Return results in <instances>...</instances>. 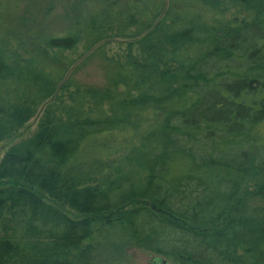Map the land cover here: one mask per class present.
<instances>
[{"label": "trees", "instance_id": "16d2710c", "mask_svg": "<svg viewBox=\"0 0 264 264\" xmlns=\"http://www.w3.org/2000/svg\"><path fill=\"white\" fill-rule=\"evenodd\" d=\"M2 143L0 264H264V0H0Z\"/></svg>", "mask_w": 264, "mask_h": 264}, {"label": "rangeland", "instance_id": "374dc122", "mask_svg": "<svg viewBox=\"0 0 264 264\" xmlns=\"http://www.w3.org/2000/svg\"><path fill=\"white\" fill-rule=\"evenodd\" d=\"M232 12H230L228 15H231ZM153 38V37H152ZM129 42V41H128ZM128 42L125 40H111L109 43L106 44V52L108 56L116 55L119 58L124 57L126 55L127 50L129 49ZM131 50L138 54L137 46L133 45L131 47ZM89 53H84L81 49L77 51V54L74 57L75 59V65H74V73L72 74V77L77 79L79 82L85 83L86 85L91 86H101L104 83V70L100 66L99 61L87 60V56ZM123 60V59H122ZM38 121H39V114L34 117L32 120H30L27 124L22 126L18 131H16L14 140L12 142H17L22 139H27L31 137L38 128ZM10 143H2L0 144V159L2 158L3 154L6 152L8 145ZM115 158L110 159L109 161H106L103 163V165L97 169L98 172L100 171H106L108 172V169L110 168L112 161H114ZM104 172V173H106ZM109 175V174H108ZM250 191H253V188L250 189ZM45 201L59 209H61L63 212H65L69 217L71 218H79L78 215H76L74 212L69 210L67 207L63 206L60 202L49 199L48 197L45 198ZM141 205L140 202L133 203V206ZM239 206V205H238ZM131 207V206H130ZM240 207V206H239ZM241 209V208H240ZM124 235L121 232H112L110 235L106 238H102L103 240H107L109 242H116L115 245L116 251H120V254L127 260V262L131 264H154L153 259L156 256L150 255L146 252H143L141 250L129 247V246H122V243H124ZM104 237V235H103Z\"/></svg>", "mask_w": 264, "mask_h": 264}, {"label": "water", "instance_id": "95a60500", "mask_svg": "<svg viewBox=\"0 0 264 264\" xmlns=\"http://www.w3.org/2000/svg\"><path fill=\"white\" fill-rule=\"evenodd\" d=\"M153 262H154V264H168L166 261H164L161 258H154Z\"/></svg>", "mask_w": 264, "mask_h": 264}]
</instances>
